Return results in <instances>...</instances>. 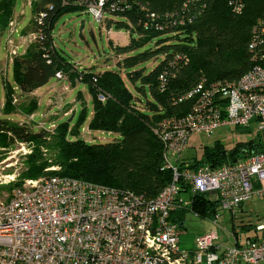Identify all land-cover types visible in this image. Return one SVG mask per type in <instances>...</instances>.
Returning <instances> with one entry per match:
<instances>
[{
  "label": "trees",
  "instance_id": "obj_1",
  "mask_svg": "<svg viewBox=\"0 0 264 264\" xmlns=\"http://www.w3.org/2000/svg\"><path fill=\"white\" fill-rule=\"evenodd\" d=\"M13 6L14 0H0L2 33L11 22ZM74 10L82 11L62 5L61 0L33 1L35 16L26 33L36 37L26 52L16 55L13 61L18 88L30 93L59 71L70 81L82 74L95 97L91 128L117 136L107 142L68 139L63 128L55 132L33 131L26 123L0 118V148H9L16 141L35 145L27 156L26 171L14 186L27 178L62 175L131 190L152 199L172 181L173 175L170 169L162 170L164 143L158 133L162 123L191 112L200 95L182 97L201 81L206 88L233 81L262 61L263 48L252 49L250 43L254 27L264 19V0H244L241 11L227 0H134L129 10L108 11L101 24H106L108 31L113 27L124 30L131 39L115 46L116 53L123 56L118 68L100 72L77 68L55 45V22L64 12ZM153 13L156 18H152ZM110 16H122L123 20ZM180 20L186 21L181 24ZM156 25L166 28L159 30ZM151 42L155 46L145 48ZM157 58L161 60L149 71L141 66ZM122 69L135 91L124 81ZM164 73L167 79L162 83ZM6 91L7 106L16 107L12 89L7 86ZM99 92L107 96L105 102L98 100ZM36 105L33 99L30 113ZM72 133H78V129ZM41 146L53 150V157H45ZM249 150H264V139L238 142L232 149L217 140L212 146L202 145L201 155L183 157V164L219 166L239 159ZM215 206L216 202L204 194L193 196L192 208L203 218H213ZM185 212L176 214L182 227Z\"/></svg>",
  "mask_w": 264,
  "mask_h": 264
},
{
  "label": "built area",
  "instance_id": "obj_2",
  "mask_svg": "<svg viewBox=\"0 0 264 264\" xmlns=\"http://www.w3.org/2000/svg\"><path fill=\"white\" fill-rule=\"evenodd\" d=\"M132 1L61 0L62 5L81 9L99 23L108 11L131 9ZM227 1L237 11L244 7V0ZM156 17L153 13L152 18ZM9 25L13 26L12 20ZM30 37L32 41L36 35L30 33ZM250 45L264 50V19L254 27ZM262 56L239 79L208 88L201 81L182 97L200 95L191 112L162 123L158 131L164 143L162 170L170 169L173 175L156 197L148 200L131 190L62 175L27 178L0 194V264H258L264 260V216L248 223L263 232L261 238L226 246L222 230H211L188 250L180 246L183 227L176 215L187 210L199 215L192 208L193 196L204 194L216 202L212 219L219 217V211L231 214L232 233L237 237L239 225L246 223L240 219L242 205L264 200V150H249L219 166L183 164L195 133L212 135L233 126L264 139ZM64 75L56 73L59 79ZM83 79L82 74L77 78ZM166 79L162 74L161 82ZM97 98L105 102L107 96L99 92ZM5 177L9 178L5 184L15 180L12 175Z\"/></svg>",
  "mask_w": 264,
  "mask_h": 264
},
{
  "label": "rangeland",
  "instance_id": "obj_3",
  "mask_svg": "<svg viewBox=\"0 0 264 264\" xmlns=\"http://www.w3.org/2000/svg\"><path fill=\"white\" fill-rule=\"evenodd\" d=\"M33 1L14 0L11 18L13 26H7L3 33L0 31V118L26 123L33 131L47 129L55 132L63 128L68 139L82 137L88 142L112 140L114 136L109 134V131L93 129L90 126L94 116L95 97L88 83L77 79L70 81L69 77L64 75L63 79L53 77L43 86L27 94L18 88L13 61L16 55L25 53L31 43L30 33H26V29L35 16ZM110 17L123 20L122 16ZM130 39L128 32L114 27L108 31L106 24L97 22L85 11H66L59 16L54 25V42L58 50L68 61L85 71L117 69L118 62L123 56L116 53L115 46L125 45ZM154 46V42H151L145 48ZM15 51L17 54H14ZM160 60L161 58L152 59L141 66L149 71ZM121 74L128 87L134 90L126 71L122 69ZM7 86L13 92V104L16 106L14 108L7 106ZM33 99L37 101V105L33 113H30L28 109ZM73 129H78V133H72ZM257 139L254 131L227 126L215 130L212 135L193 134L189 149L191 153L197 152L201 155L202 145L212 146L217 140L225 148L232 149L238 142ZM34 147L33 143L16 141L9 148H0V194L10 192L14 184L20 181L22 173L27 169V156L35 150ZM41 151L45 157H53V150L47 151L41 146ZM188 153L185 152L184 155ZM6 175H12L15 180L5 184L4 181L9 179L5 177ZM246 206L254 212L253 221L257 223L259 218L256 210L263 214L264 202L251 200L246 202ZM219 213V217L214 220L187 210L184 215L181 248L189 250L201 234L211 230L221 229L224 239H230L233 236L231 214L227 211Z\"/></svg>",
  "mask_w": 264,
  "mask_h": 264
},
{
  "label": "crops",
  "instance_id": "obj_4",
  "mask_svg": "<svg viewBox=\"0 0 264 264\" xmlns=\"http://www.w3.org/2000/svg\"><path fill=\"white\" fill-rule=\"evenodd\" d=\"M109 134L114 136L113 139L117 136V134L113 133V132H110ZM189 148L191 149V146H189ZM189 148L187 149V151H190ZM187 151H186V153H188ZM196 153L197 152L191 153V151H190L188 154H185L184 157L192 156L193 154H196ZM259 202H264V200H261ZM239 213H240V219L245 221L246 223L244 225H239L240 226L239 227L240 232H239L237 237L231 236L230 239L224 240V242H225L224 244L226 246H232V245H235L237 243H244L248 238L258 239V238H261L263 236L262 231H257L254 227L248 225V223L250 221L251 222L253 221L254 212L248 206H246V202L240 208ZM256 214L258 215V218L264 216V213L260 214V212L258 210H256ZM258 264H264V260L260 261Z\"/></svg>",
  "mask_w": 264,
  "mask_h": 264
},
{
  "label": "water",
  "instance_id": "obj_5",
  "mask_svg": "<svg viewBox=\"0 0 264 264\" xmlns=\"http://www.w3.org/2000/svg\"><path fill=\"white\" fill-rule=\"evenodd\" d=\"M211 198H212V199H215V198H216V196H215V195H214V196H211Z\"/></svg>",
  "mask_w": 264,
  "mask_h": 264
}]
</instances>
